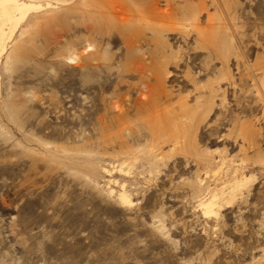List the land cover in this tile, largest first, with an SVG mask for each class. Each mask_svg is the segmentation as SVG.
Masks as SVG:
<instances>
[{"label": "rangeland", "instance_id": "obj_1", "mask_svg": "<svg viewBox=\"0 0 264 264\" xmlns=\"http://www.w3.org/2000/svg\"><path fill=\"white\" fill-rule=\"evenodd\" d=\"M53 11L30 21L21 36L24 51L2 68L0 264H264V0H172L170 25L190 31L167 32L166 53L146 44L140 52L127 51L113 23L102 25V33L88 12H68L62 5ZM197 13L196 24L216 48L197 44ZM86 41L103 52L99 59L88 66L69 60ZM106 86L112 89L103 92ZM147 86L163 93L143 113L135 100ZM114 90L131 113V146L135 137L136 147L149 143L144 116L172 130L181 121L187 125L185 145L174 152L166 145V164L139 185L134 210L106 200L64 170L44 188L23 186L37 153L13 148L10 102L35 94L31 123L45 120L70 136L86 129L95 147L96 124L72 120L103 109ZM100 156L103 162L119 159ZM97 175L105 188L109 176ZM210 189L234 195L218 216L199 207ZM157 212L165 220L163 231L154 224Z\"/></svg>", "mask_w": 264, "mask_h": 264}, {"label": "bare ground", "instance_id": "obj_2", "mask_svg": "<svg viewBox=\"0 0 264 264\" xmlns=\"http://www.w3.org/2000/svg\"><path fill=\"white\" fill-rule=\"evenodd\" d=\"M171 1L166 0L167 7H164L160 0L146 3H138L134 0H0V91L2 68L8 69L18 60L24 51L21 36L26 32L25 28L30 21L38 18L39 14L53 11L61 5L66 6L68 12H88L95 17L94 20H98L97 30L102 33L105 32L102 28L104 24L113 23L114 26L119 27L120 34L125 38L127 51L140 52L143 49L142 45L146 44L153 45L155 49L166 53L169 47L167 32L177 30L179 34L189 36L190 31V28L184 25L176 29L170 25H173V23H169ZM199 13L194 15L192 23V28L197 29L198 40L196 42L200 48H208L209 44L210 47H213L215 44L210 43L211 39L208 40L204 29L196 24L199 23ZM18 33H20L19 36H17ZM148 34H150V38H148ZM99 53L103 52L97 49V44L88 41L82 50L71 52L67 58L75 60L78 64L81 63L80 65L88 66L99 59ZM111 89L112 87L106 86L103 92H108ZM160 89L144 87L141 90V97L135 100V106L138 109H143L144 106L159 103L161 99L159 94L163 93ZM116 90L113 92L114 97L105 101L103 109L89 110L85 117L75 119V121L71 119L75 124H96L95 130L98 132V137L95 147L92 146L94 144L93 136L83 134L87 131L86 129L76 133V136H70L66 130L55 128L45 120H42L39 125L31 123L33 115L30 113L33 108L31 106L34 99H37L35 94L20 103L15 101L9 103V134L13 139V148L21 146L27 153H37V156H32L31 162L29 161L30 174L27 175L28 179L23 182V186L33 185L44 188L42 184L51 180L50 177L53 173L64 170L68 176L84 179L105 196L106 200L116 202L120 207L127 208L128 211L132 208L134 210V195L139 191V185L142 182L147 184L151 175L159 173L160 166L166 164L168 156L164 149L166 145H171L172 152L185 145L187 125L185 126V121L180 120V123L183 122V124L180 126L178 124L177 128L172 130L166 126L165 121L153 120L151 117L144 116L142 119L149 131V143L146 142L148 145L143 147L144 144H138L139 138L135 137L134 142H138V146L136 147L135 143L131 146L126 136L131 129V113L122 105L121 98L116 95ZM143 110L144 113L145 107ZM29 126L33 129H29ZM18 132L26 142H20L16 138ZM100 149L105 152L103 153ZM100 154L119 159L103 162ZM123 155H126L127 159L120 158ZM99 172L109 176L106 182L107 188L100 187V182L98 183L96 178ZM117 175L120 176L116 177ZM60 183L62 184V182ZM203 184V180L199 179V187H203ZM203 196L199 200V207L206 216H218L219 212L224 207H229L234 199V195L227 197L224 191L215 193L211 189ZM153 218L157 219L154 223L155 227L159 231H163L166 226L162 214L157 212Z\"/></svg>", "mask_w": 264, "mask_h": 264}]
</instances>
